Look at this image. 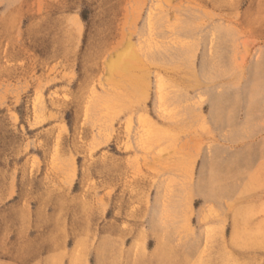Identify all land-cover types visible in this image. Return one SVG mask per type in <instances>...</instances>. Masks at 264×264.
I'll return each mask as SVG.
<instances>
[{
    "label": "rangeland",
    "instance_id": "rangeland-1",
    "mask_svg": "<svg viewBox=\"0 0 264 264\" xmlns=\"http://www.w3.org/2000/svg\"><path fill=\"white\" fill-rule=\"evenodd\" d=\"M0 264H264V0H0Z\"/></svg>",
    "mask_w": 264,
    "mask_h": 264
},
{
    "label": "bare ground",
    "instance_id": "bare-ground-1",
    "mask_svg": "<svg viewBox=\"0 0 264 264\" xmlns=\"http://www.w3.org/2000/svg\"><path fill=\"white\" fill-rule=\"evenodd\" d=\"M128 48L131 49L130 47H128ZM128 48H126V49H128ZM124 50H123V53L121 52L120 54H118V56L114 59V61L111 62L110 69L111 68H113V70L119 69L121 71V70H125L124 68L128 67L130 64H133V63H131V61H133L132 57L134 56L131 52L132 50L131 51L130 50L124 51ZM127 69H129V68H127Z\"/></svg>",
    "mask_w": 264,
    "mask_h": 264
}]
</instances>
